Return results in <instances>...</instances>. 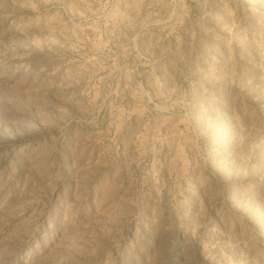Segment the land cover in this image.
<instances>
[{
    "label": "rangeland",
    "instance_id": "rangeland-1",
    "mask_svg": "<svg viewBox=\"0 0 264 264\" xmlns=\"http://www.w3.org/2000/svg\"><path fill=\"white\" fill-rule=\"evenodd\" d=\"M0 264H264V0H0Z\"/></svg>",
    "mask_w": 264,
    "mask_h": 264
}]
</instances>
